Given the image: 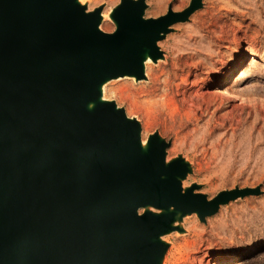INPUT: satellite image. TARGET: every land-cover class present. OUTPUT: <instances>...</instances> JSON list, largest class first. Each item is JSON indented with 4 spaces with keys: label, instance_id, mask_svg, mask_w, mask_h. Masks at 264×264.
Returning a JSON list of instances; mask_svg holds the SVG:
<instances>
[{
    "label": "water",
    "instance_id": "1",
    "mask_svg": "<svg viewBox=\"0 0 264 264\" xmlns=\"http://www.w3.org/2000/svg\"><path fill=\"white\" fill-rule=\"evenodd\" d=\"M146 0H120L100 30L104 6L78 0H0V264H160L176 213L202 222L220 206L261 194L235 188L208 199L183 190L192 168L158 132L114 101L107 81L146 80L158 43L203 7L145 18ZM90 103H95L89 110Z\"/></svg>",
    "mask_w": 264,
    "mask_h": 264
},
{
    "label": "rangeland",
    "instance_id": "2",
    "mask_svg": "<svg viewBox=\"0 0 264 264\" xmlns=\"http://www.w3.org/2000/svg\"><path fill=\"white\" fill-rule=\"evenodd\" d=\"M88 1L92 8L106 4L105 14L119 2ZM163 1L158 11L148 0L149 17L164 15L170 4L183 11L191 2ZM102 29L112 33L116 26L108 19ZM174 30L161 43L164 59L147 64L146 80H113L104 98L141 123L144 141L158 132L171 143L169 158L185 156L194 169L188 184H201L210 199L237 187H260L261 194L222 206L205 222L188 218L186 232L168 238L166 264H216L226 257L232 260L222 264H264V0H203ZM157 78L158 96L148 98ZM225 91L237 98L228 100Z\"/></svg>",
    "mask_w": 264,
    "mask_h": 264
},
{
    "label": "bare ground",
    "instance_id": "3",
    "mask_svg": "<svg viewBox=\"0 0 264 264\" xmlns=\"http://www.w3.org/2000/svg\"><path fill=\"white\" fill-rule=\"evenodd\" d=\"M120 1V0H119ZM156 1V5H157V7H156V10H158V11H160V10H162L163 8V3H164V1L163 0H155ZM117 2V0H112V3H116ZM78 3L79 4H81V5H83V6H86L87 7V11H93V10H95L96 9V7H93L92 8V6H91V3L88 1V0H78ZM119 3V2H118ZM145 3H146V5H147V9L144 11V13H145V18H158V17H149L148 16V11H149V9H150V5H149V3H148V0H146L145 1ZM171 5V4H170ZM169 5V6H170ZM100 6H104V9H103V11H102V13H101V18H102V21H101V24H100V30H102V31H104L103 29H102V25H103V23L106 21V20H108V19H110V15H111V13H112V11H113V9L110 11V13H108V14H105V9H106V4H103V5H100ZM169 6H168V9H169ZM99 7V6H98ZM158 11H156V12H158ZM168 11V10H167ZM173 11H174V13L176 12H181V11H175L174 9H173ZM167 13V12H166ZM165 13V14H166ZM196 13V12H195ZM194 13V14H195ZM194 14H192L190 17H189V21L191 20V17L194 15ZM160 17V16H159ZM188 22V21H187ZM186 23V22H185ZM176 25H178V24H176ZM176 25H174V26H172L171 27V33L172 32H174L175 30H174V27L176 26ZM171 33H169V34H167L166 35V38L165 39H167L168 37H169V35L171 34ZM164 41V40H163ZM163 41H161V42H159L158 43V46L160 47L161 46V43L163 42ZM177 59H175V61H176ZM174 61V62H175ZM153 63V61H152V59L150 58V56L148 55V54H146V56H145V61H144V68H145V74H146V71H147V64L148 63ZM175 67V63L173 64V68ZM177 70L178 71H182V69H180V68H177ZM124 78H132V79H135L134 77H124ZM124 78H119V79H124ZM146 79H147V74H146ZM116 80H118V79H116ZM109 82H111V81H107V82H105L104 84H102V86L100 87V91H101V97H100V101H102V102H106V101H110V100H107V99H105L104 98V90H105V87H106V85H108V83ZM226 82V80H224V81H222V83L224 84ZM160 85H161V82H160V79L159 78H157L156 79V81H154V83H153V88H154V90L152 91V92H150V94H148V98H155L156 96H158V93H159V91H160ZM225 93V98L227 97L228 98V100H230V99H232V98H237V96H236V94L234 95V94H231L229 91H225L224 92ZM226 94H228V95H226ZM252 101V100H251ZM147 102V101H146ZM253 106V105H252ZM94 107H95V103H90V105L88 106V109L89 110H93L94 109ZM246 108H247V106L244 104H241V106L239 107V109H241L242 111H243V113L245 112V110H246ZM261 109V108H260ZM261 114H263L264 115V109H261ZM259 115V114H258ZM263 119V118H262ZM260 121H262V120H260ZM264 121V120H263ZM141 144H142V149H143V152L145 153L146 151H147V148H148V145H147V142L146 141H144L143 140V137H142V132H141ZM182 157H183V159H185L186 161H187V164H189L190 166H191V168H192V172H190L191 171V169H189L188 170V172H187V174H186V176H185V178L184 179H182V185H183V190L185 191V189H187V188H190L191 186H192V184H194V183H192V184H188V181H189V179H190V177L194 174V169H193V166H192V164H191V162L185 157V156H183L182 155ZM173 159H175V158H169V156H168V151H167V156H166V160H167V162H171ZM196 184H198V183H196ZM199 185V184H198ZM201 185V184H200ZM203 189V188H202ZM202 189L201 190H195L194 191V193H203L202 192ZM203 194H206V193H203ZM208 199H210V197L208 198ZM245 199V198H244ZM239 200V199H238ZM237 201V200H236ZM233 202V201H232ZM232 202H230V203H232ZM229 203V204H230ZM228 204V205H229ZM221 207L222 206H220V208H219V211L216 213V214H218L219 212H220V210H221ZM215 214V215H216ZM215 215H213V216H215ZM193 216H195V217H197V218H199L198 217V214H196V213H193V214H190V215H187V216H185V217H182V215L178 212V213H176V220H175V223H174V226H176V227H178V228H181V229H183L185 232H186V230H185V223H186V220L188 219V218H190V217H193ZM212 217V216H211ZM207 218H209V217H207ZM207 218H206V220H207ZM200 220V219H199ZM174 233H178L179 234V232H177V231H175V232H173V233H168L167 235H165L164 237H162V239L161 240H163V242L164 243H166V244H168V246H169V248H168V250H167V252H166V255H165V258H163L161 261H160V264H166V258H167V255H168V253H169V251H170V248H171V243L168 241V238L172 235V234H174ZM229 260H232V257H229V258H223V259H221V260H219L216 264H222V263H227V262H229ZM234 262V264L236 263V261H233Z\"/></svg>",
    "mask_w": 264,
    "mask_h": 264
}]
</instances>
